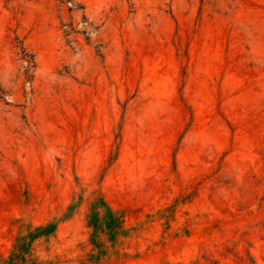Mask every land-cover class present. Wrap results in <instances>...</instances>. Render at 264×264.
<instances>
[{
	"label": "rangeland",
	"instance_id": "374dc122",
	"mask_svg": "<svg viewBox=\"0 0 264 264\" xmlns=\"http://www.w3.org/2000/svg\"><path fill=\"white\" fill-rule=\"evenodd\" d=\"M0 264H264V0H0Z\"/></svg>",
	"mask_w": 264,
	"mask_h": 264
},
{
	"label": "trees",
	"instance_id": "16d2710c",
	"mask_svg": "<svg viewBox=\"0 0 264 264\" xmlns=\"http://www.w3.org/2000/svg\"><path fill=\"white\" fill-rule=\"evenodd\" d=\"M80 200L68 206L64 218H68ZM88 223L92 228V242L98 252L96 259L107 255V251L116 246L118 239L125 233V219L122 211L114 209L104 196H95L89 205ZM57 228V221L52 220L39 225L28 233L29 238L47 236ZM106 239V243H105Z\"/></svg>",
	"mask_w": 264,
	"mask_h": 264
}]
</instances>
